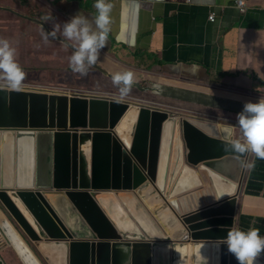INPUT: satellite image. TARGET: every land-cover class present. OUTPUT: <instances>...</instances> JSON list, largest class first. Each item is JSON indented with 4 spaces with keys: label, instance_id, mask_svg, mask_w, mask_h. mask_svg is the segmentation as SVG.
Here are the masks:
<instances>
[{
    "label": "water",
    "instance_id": "95a60500",
    "mask_svg": "<svg viewBox=\"0 0 264 264\" xmlns=\"http://www.w3.org/2000/svg\"><path fill=\"white\" fill-rule=\"evenodd\" d=\"M100 68L72 92L0 88V264H238L220 241L249 216L257 158L230 143L248 100L154 82L121 96Z\"/></svg>",
    "mask_w": 264,
    "mask_h": 264
},
{
    "label": "crops",
    "instance_id": "0c3cea01",
    "mask_svg": "<svg viewBox=\"0 0 264 264\" xmlns=\"http://www.w3.org/2000/svg\"><path fill=\"white\" fill-rule=\"evenodd\" d=\"M36 1L33 13L46 24L43 32L51 29L44 20L49 12L58 21L96 14L95 0ZM237 1L110 0V31L95 65L113 74L130 71L142 85L155 78L209 94L264 99V0H243L245 12ZM6 6L21 10L13 1ZM245 213L241 228L264 235V190H250Z\"/></svg>",
    "mask_w": 264,
    "mask_h": 264
},
{
    "label": "clouds",
    "instance_id": "9594fccd",
    "mask_svg": "<svg viewBox=\"0 0 264 264\" xmlns=\"http://www.w3.org/2000/svg\"><path fill=\"white\" fill-rule=\"evenodd\" d=\"M8 1H13L16 6L21 8V10H15L9 6H6V2ZM32 1L33 3L37 4L36 0ZM25 5H27L26 0H0V7L8 8L18 15L2 10H0V14H10L8 17L9 19L17 16L21 19L32 21L35 26L40 28L42 39L45 42L48 41L49 37L60 40L58 43L69 51V53L63 52V57L65 59L68 57V70L71 74H93L95 77H100V75H103L98 71L95 72L94 70H98V67L95 65V63L98 60L100 50L105 46L106 38L108 32L110 31L111 11L113 7L110 0H95L94 7L96 9V14L91 20L88 16L78 13L69 17L68 19L58 21L53 16L52 12H49L45 15L44 20L46 22H52L51 29L45 32H43V30L46 24L40 20L42 17L36 13H34V15L27 14L25 12ZM243 7L245 8V4ZM35 8L36 7L32 8V12ZM211 15H214L216 19L215 13H211L210 16ZM210 16L209 20L214 22L215 20L212 21ZM1 36L2 35H0V37ZM15 53V48L12 47L9 40L0 38V81L7 83L5 86L0 85V88H4L5 90H21L14 89L13 87L19 85L25 76L23 69L15 58ZM112 80L117 86L118 92L121 96L127 95L133 82L139 83L134 81V74L130 71L114 73L112 75ZM149 81L150 83L154 82L167 84L161 83V81H157L155 78L153 80L149 79ZM147 83L149 84V82ZM149 85L145 84L144 87ZM23 90L58 93L72 92L73 87H61L58 84H53L45 88L38 87V89ZM143 93L145 94L148 92ZM236 122L240 130V137L231 140L230 143L232 148L239 153H253L257 159H264V99H258L256 101L248 100V102H245L241 111L236 114ZM0 129L5 131L8 128ZM4 131L1 133H12ZM225 135L231 136L232 129H225ZM255 161H250L245 165L248 167L249 175L255 165ZM244 225H242V227ZM183 239H187V236H185ZM220 242L227 246V250L235 256L238 264H255L256 258L262 252H264V235H261L259 229L255 227H250L245 230L238 226H231L228 228L225 237H223ZM4 244L5 240L0 234V246H3ZM257 259L260 260L262 264H264V259Z\"/></svg>",
    "mask_w": 264,
    "mask_h": 264
},
{
    "label": "rangeland",
    "instance_id": "374dc122",
    "mask_svg": "<svg viewBox=\"0 0 264 264\" xmlns=\"http://www.w3.org/2000/svg\"><path fill=\"white\" fill-rule=\"evenodd\" d=\"M26 1L25 12L34 15L32 8L37 7V4L32 0ZM9 16L10 14L7 13L0 14V35H2L0 38L8 39L12 47L15 48V58L25 73L23 81L13 87L14 89H38V87L45 88L53 84H58L61 87H73V89H86L96 83L88 80L90 77L95 78L93 74L73 75L69 72L68 57L67 59L63 57V52L69 53V51L57 40L49 38L45 42L42 39L40 28L35 26L32 21L17 16L9 19ZM97 71L101 73L99 70ZM0 85L5 86L7 83L0 81ZM132 93L142 98L144 95L138 90H133ZM146 96L152 101H167L150 94H146ZM210 110L211 114L220 115L221 113L218 110Z\"/></svg>",
    "mask_w": 264,
    "mask_h": 264
},
{
    "label": "trees",
    "instance_id": "16d2710c",
    "mask_svg": "<svg viewBox=\"0 0 264 264\" xmlns=\"http://www.w3.org/2000/svg\"><path fill=\"white\" fill-rule=\"evenodd\" d=\"M249 192L255 189L261 192L264 188V159H257L255 165L249 175ZM248 202V201H247Z\"/></svg>",
    "mask_w": 264,
    "mask_h": 264
},
{
    "label": "bare ground",
    "instance_id": "6f19581e",
    "mask_svg": "<svg viewBox=\"0 0 264 264\" xmlns=\"http://www.w3.org/2000/svg\"><path fill=\"white\" fill-rule=\"evenodd\" d=\"M240 12H241V10H240ZM107 74H108V73H107ZM37 85H38V84H37ZM30 88H31V87H30ZM32 89H33V88H32ZM212 110H213V109H212ZM129 200L132 201L131 198H129ZM105 202H106V204H107L108 201L105 199ZM126 222H128V223L123 224V227H124L125 229H128V230H129V229H132V227H133L132 224H133V223H131V222L127 221V220H126ZM130 223H131V224H130Z\"/></svg>",
    "mask_w": 264,
    "mask_h": 264
},
{
    "label": "built area",
    "instance_id": "2783aa9c",
    "mask_svg": "<svg viewBox=\"0 0 264 264\" xmlns=\"http://www.w3.org/2000/svg\"><path fill=\"white\" fill-rule=\"evenodd\" d=\"M237 3H238V5L241 7L242 12H245V8L243 7V6H244V2L241 1V0H239ZM210 19H211L212 21H214V20H215V16H214V15H211V16H210Z\"/></svg>",
    "mask_w": 264,
    "mask_h": 264
}]
</instances>
